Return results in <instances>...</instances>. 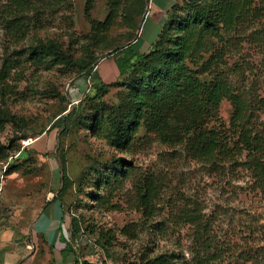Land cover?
I'll return each instance as SVG.
<instances>
[{
	"label": "rangeland",
	"instance_id": "obj_1",
	"mask_svg": "<svg viewBox=\"0 0 264 264\" xmlns=\"http://www.w3.org/2000/svg\"><path fill=\"white\" fill-rule=\"evenodd\" d=\"M29 1L17 22L6 13L0 14V70L5 59L14 63L11 71L5 72L6 82L12 87L6 85L8 92L4 96L0 94V110L16 114L29 124H2L0 121V156L4 152L9 153L7 158L0 157V235L14 229L16 239L14 237L12 245L19 248L21 244L18 241H24L28 252L34 254L33 264H66L61 258V252L64 253L61 248L53 250V246L49 248L46 242L43 244L44 241L33 236L40 209L49 197L56 196L62 186L61 154L65 146L74 178L93 157L108 165V160L127 155L133 163L132 178L113 197L117 205L114 209L90 206L91 201L85 194H75L74 187L72 192L69 190L68 193L72 194H68V201L74 195L75 199L68 205L69 213L63 227L72 239L75 264L76 259L78 264H129L143 253L175 248L191 257L193 228L179 221L177 213L192 204L202 207L212 223L210 235L214 243L223 247L225 254L222 263H218L264 264V196L255 188L247 165L202 163L192 158L179 141L164 138V131H149L145 127L139 134L141 137L145 134L144 138L139 139L129 154L121 153L105 139L87 135L83 126L74 135L63 136V143L58 126L47 130L62 105L61 97L53 96L52 90H58L65 96L70 109L92 91L91 78L88 70L77 72L64 65L48 69L36 67L28 60L29 45L40 38H54L65 48L73 47L74 50L70 51L75 58L84 56L78 41L92 33L90 19L105 26L108 35L112 36L110 39L114 40L119 36L115 33L134 20V10L137 15L134 0H94L90 18L85 13L88 0ZM0 5L7 7L11 4L9 0H0ZM123 44L100 50L97 62L103 59H100L102 55ZM140 44L139 49L142 47ZM262 50L264 47L248 45L246 56L258 61L264 56ZM108 63L114 72L110 68L107 70L108 64L101 62L97 74H103L105 80L112 81L117 76L114 58ZM116 88L106 100H117ZM184 105H189V102H184ZM89 109L91 106L87 111ZM232 113V103L223 100L217 111L220 119L228 125ZM188 117L185 113L183 119ZM24 133L28 136L24 137ZM143 177L154 179L161 189V196L155 200L154 212L149 217L143 215V210L137 206L136 184L142 183ZM73 215L83 220L84 232L80 233V241L71 236ZM132 223L136 224L135 234L122 235L123 228ZM92 226L97 230L92 231ZM100 228H114L118 242L109 247L100 244L97 236ZM2 249L0 244V253Z\"/></svg>",
	"mask_w": 264,
	"mask_h": 264
},
{
	"label": "trees",
	"instance_id": "obj_2",
	"mask_svg": "<svg viewBox=\"0 0 264 264\" xmlns=\"http://www.w3.org/2000/svg\"><path fill=\"white\" fill-rule=\"evenodd\" d=\"M133 2L137 19L115 33L119 36L114 40L110 39L112 36L105 26L90 19L92 33L78 41L84 56L75 58L70 51L73 47L65 48L54 38H40L29 45L28 60L36 67L48 69L64 65L77 72L88 70L91 78V93L70 109L65 96L52 90L53 96L61 97L62 105L60 116L53 117L47 130L58 126L63 143V136L74 135L83 126L87 135L105 139L126 154L144 138L145 134L139 135L143 127L149 131H164V138L182 143L197 161L213 165L225 162L247 165L255 188L264 196V56L252 61L245 51L251 44L264 47V0H177L147 51H140L133 45L140 35L147 0ZM29 3V0H9L10 6L0 5V14L6 13L17 22ZM93 3L94 0L87 2L85 13L89 18ZM117 37L120 38L115 41ZM121 43L126 46L115 48L103 57H113L118 67L116 78L107 81L97 74L99 51ZM261 52L264 54V50ZM13 67V61L4 60L0 70L1 96L8 92L6 85L11 86L6 82L5 72ZM114 87H117L118 98L110 102L106 97ZM223 100L233 105L228 125L217 114ZM186 101L189 102L187 106L184 105ZM185 113L190 117L183 119ZM0 121L29 126L24 118L4 110H0ZM27 136L24 133V137ZM61 155L62 186L53 201L59 200L65 213H69L68 205L75 199V195L70 197L71 201L67 198L73 187L75 194H85L91 201L90 206L116 208L113 197L132 178L133 163L127 155L108 160V165L93 157L75 178L70 173L65 146ZM8 156L9 153L4 152L0 157ZM151 179L143 177L142 183L136 184L137 206L146 217L153 214L155 200L161 196L159 184ZM177 219L193 228L191 257L175 248L143 253L129 264L222 263L223 247L214 243L210 235L212 223L201 206L192 204L181 208ZM82 221L73 215L72 238L78 239L84 232ZM135 226V223L125 226L122 235L133 236ZM94 227L92 231L97 230ZM98 232V242L104 247L118 242L114 228H100ZM66 235L67 231L62 230V240L66 242L64 250L74 251L72 239Z\"/></svg>",
	"mask_w": 264,
	"mask_h": 264
},
{
	"label": "crops",
	"instance_id": "obj_3",
	"mask_svg": "<svg viewBox=\"0 0 264 264\" xmlns=\"http://www.w3.org/2000/svg\"><path fill=\"white\" fill-rule=\"evenodd\" d=\"M175 2H177V0L148 1L146 6L147 11L140 27V35L135 44H133L136 49H142L143 51L150 49L167 19L168 10ZM147 16L149 17L147 18ZM146 19L148 20L146 21ZM138 44L142 46L141 49H139ZM111 58L113 57L103 58V61L101 60L98 66H100L101 62H103L105 65L108 64V67H106L107 70L110 68V71L114 72L113 66L111 67V64L108 63ZM114 63L117 70V75L118 67L115 60ZM98 70H100L99 67ZM53 198L54 197H49L40 209L36 219L33 236L37 240L40 239L41 241H44L43 244L46 242V245H48L49 248L53 246V250L61 248V250L64 252H61L63 263L66 262V264H75L74 253L72 251H67L66 253L64 250L66 248V242L62 240V230H65L63 224L64 221L67 220L68 213L64 212V207L62 206L61 202L59 200L53 201ZM6 233V235H0V244L3 246V249L0 253L2 254V264H33L34 254H31V251L28 252L27 245L23 244L24 241H18L21 244L19 248H16L14 245H12L14 237L16 236V231L14 229H8ZM1 236L3 239H1ZM66 237L69 238L67 235Z\"/></svg>",
	"mask_w": 264,
	"mask_h": 264
},
{
	"label": "water",
	"instance_id": "obj_4",
	"mask_svg": "<svg viewBox=\"0 0 264 264\" xmlns=\"http://www.w3.org/2000/svg\"><path fill=\"white\" fill-rule=\"evenodd\" d=\"M120 46H121V45H120ZM125 46H126V44H123L121 47H125ZM111 52H112V51L108 52L107 54L109 55ZM107 54L102 55L100 59H102L103 57H105V55H107Z\"/></svg>",
	"mask_w": 264,
	"mask_h": 264
},
{
	"label": "built area",
	"instance_id": "obj_5",
	"mask_svg": "<svg viewBox=\"0 0 264 264\" xmlns=\"http://www.w3.org/2000/svg\"><path fill=\"white\" fill-rule=\"evenodd\" d=\"M81 233H82V232H81ZM80 239H81V236H79L78 240L80 241Z\"/></svg>",
	"mask_w": 264,
	"mask_h": 264
}]
</instances>
